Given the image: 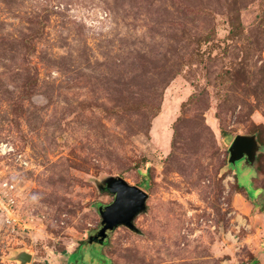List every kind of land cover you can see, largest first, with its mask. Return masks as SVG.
<instances>
[{"label": "rangeland", "instance_id": "1", "mask_svg": "<svg viewBox=\"0 0 264 264\" xmlns=\"http://www.w3.org/2000/svg\"><path fill=\"white\" fill-rule=\"evenodd\" d=\"M3 182L0 264H264V0H0Z\"/></svg>", "mask_w": 264, "mask_h": 264}, {"label": "water", "instance_id": "2", "mask_svg": "<svg viewBox=\"0 0 264 264\" xmlns=\"http://www.w3.org/2000/svg\"><path fill=\"white\" fill-rule=\"evenodd\" d=\"M258 149L259 144L254 135L237 134L228 147V161L234 164L244 158L245 161L252 162ZM99 188L113 194L114 199L109 204L99 206L101 227L95 235L90 236L89 243L95 241L103 243L108 237L109 231L118 225H125L135 230L133 219L146 209L147 192L137 185L128 183L122 177H110ZM18 259L21 263H25L31 260V255L22 251L19 253Z\"/></svg>", "mask_w": 264, "mask_h": 264}, {"label": "built area", "instance_id": "3", "mask_svg": "<svg viewBox=\"0 0 264 264\" xmlns=\"http://www.w3.org/2000/svg\"><path fill=\"white\" fill-rule=\"evenodd\" d=\"M7 186H9V188H12L13 184L3 182L2 185H0V211L4 212L6 216L11 212V201L5 199V196L8 194ZM3 187H6V189H3ZM7 218L10 217L7 216Z\"/></svg>", "mask_w": 264, "mask_h": 264}, {"label": "trees", "instance_id": "4", "mask_svg": "<svg viewBox=\"0 0 264 264\" xmlns=\"http://www.w3.org/2000/svg\"><path fill=\"white\" fill-rule=\"evenodd\" d=\"M229 162V161H228ZM230 163V162H229ZM231 165H232V163H230ZM237 179V178H236ZM101 185H103V183L102 184H99V186H101ZM240 187V186H239ZM100 189V188H99Z\"/></svg>", "mask_w": 264, "mask_h": 264}]
</instances>
